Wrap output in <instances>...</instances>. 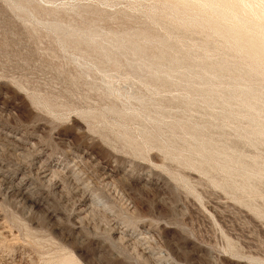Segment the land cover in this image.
Instances as JSON below:
<instances>
[{
  "label": "rangeland",
  "instance_id": "1",
  "mask_svg": "<svg viewBox=\"0 0 264 264\" xmlns=\"http://www.w3.org/2000/svg\"><path fill=\"white\" fill-rule=\"evenodd\" d=\"M263 44L264 0H0V264H264Z\"/></svg>",
  "mask_w": 264,
  "mask_h": 264
},
{
  "label": "bare ground",
  "instance_id": "2",
  "mask_svg": "<svg viewBox=\"0 0 264 264\" xmlns=\"http://www.w3.org/2000/svg\"><path fill=\"white\" fill-rule=\"evenodd\" d=\"M250 10V9H249ZM263 48H264V44H263ZM262 56H263V58H264V52H263V54H262ZM42 170V169H41ZM48 171H50L47 167H45V169H44V173L46 172H48ZM42 172V173H43ZM103 176L104 175H102V178H103ZM28 181V180H27ZM33 191V188H30V185L28 186V185H26V184H23V186L21 187V188H16L15 189V192L18 194V196L20 197V198H24V199H28V200H34V201H32V202H36L35 201V197H30V195H31V192ZM26 196V197H25ZM39 204V203H38Z\"/></svg>",
  "mask_w": 264,
  "mask_h": 264
}]
</instances>
